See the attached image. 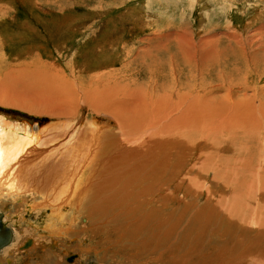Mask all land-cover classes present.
I'll list each match as a JSON object with an SVG mask.
<instances>
[{
  "label": "rangeland",
  "instance_id": "1",
  "mask_svg": "<svg viewBox=\"0 0 264 264\" xmlns=\"http://www.w3.org/2000/svg\"><path fill=\"white\" fill-rule=\"evenodd\" d=\"M34 76L51 78L57 89L31 86ZM85 95L104 102L100 115ZM139 98L146 119L131 128L125 114L134 115ZM172 98L184 99L180 115L191 103L211 112L201 111L200 124L185 127L180 153L175 133L157 131L159 120L150 122L147 111L155 103L163 115ZM263 103L264 0H0V115L36 132L66 116L79 121L76 134L70 126L54 130L59 136L50 134L53 140L20 159L17 169L34 172L47 157L41 176L51 173L90 117L116 131L101 156L84 165L93 189L104 195L99 214L64 206L73 234H61V225L45 228L48 208L25 205L34 202L32 194L0 197L12 230L0 264H264V127L256 134L253 125L264 123L256 115ZM232 106L243 111L236 115ZM38 107L46 109L38 113ZM162 122L169 127L171 119ZM170 133L164 144L158 141ZM130 138L147 139L135 159L125 153L138 145Z\"/></svg>",
  "mask_w": 264,
  "mask_h": 264
},
{
  "label": "bare ground",
  "instance_id": "2",
  "mask_svg": "<svg viewBox=\"0 0 264 264\" xmlns=\"http://www.w3.org/2000/svg\"><path fill=\"white\" fill-rule=\"evenodd\" d=\"M39 77L40 76L32 77L33 81L31 82V86H36L35 88H39L41 90H56L57 89V87L50 88V84L54 80L51 81L50 80L51 78L49 79V78L43 77V79H42V78H39ZM30 81L31 80H29V82ZM130 86H131V84H130ZM146 86H144V88ZM87 87L89 88V86H87ZM227 88H228V86H227ZM140 89L142 90V88H140ZM109 90L110 89L108 88V92H109ZM259 90H261V89H259ZM105 91L107 92V90H105ZM120 92L123 93V91H120ZM96 93H100V92H96ZM111 93H113V92L111 91ZM125 94H126V92H125ZM186 97H188V95ZM140 98L137 101V105L136 106H132L133 109L136 110V112L134 113V115L132 117L127 116L125 113H123L120 110H117L116 107H114V106H113L114 107L113 108V107H110L111 105L107 104L106 108L107 109L108 108H112L111 110L115 111V115H117V117H119L120 119H123L124 118V114H125V119L128 122V124H126V126H130L132 128V122L133 121H137V122H139V128H140L142 126V123L146 119V116H145L146 108L143 109L142 103L140 102ZM174 98H175V95H174ZM168 99H169V94H168ZM122 100H124L126 102L129 101V104H130V100L127 98V96H125ZM182 100H184V99L182 98ZM182 100L181 101H179V100H175L174 101V99H173L174 102L170 106H168V108H166V111H165V113L163 115L161 113V110L156 109L154 106H152V104H155V103L150 104L151 107H149V109H147V111H149V115H150V119H151L150 122H153V124H154V122L157 119L159 120V124L157 125L159 130H157V131H159L161 133L168 132V131H173L175 133V139H177V138L179 139V140L177 139V144H176L177 145V149H176L177 152L176 153H180V152H178V149H179V146H180L179 144L181 142L178 143V141L181 140L180 135H181L182 138L184 137V132H185L184 129H185V127H188V126L192 125L193 122L195 124H200V122H199L200 116H201V114H203V113H201V111L202 112L204 111V115L210 111L208 107L202 108V109H198L197 107H199V106H197L196 104L194 105V103H191L190 107H189V111L187 113L188 115L185 114L184 112H183V114L181 113V115H180L179 114V107L182 106L180 104L182 102ZM202 100H203V98H202ZM204 100H206V98ZM85 101L86 102L89 101L87 104L91 106V108H92L91 110L96 112L95 113L96 115H100V112H101V110H103L104 105H105V104H103L104 103L103 101H101L102 103L99 102L100 105H98V103L90 102L88 96H86ZM41 104H43V102ZM241 105H238V106H241ZM25 106H27L28 108H32V105H25ZM39 106L43 107L44 105H42V106L39 105ZM75 106L77 107V105H75ZM72 107H74V105ZM232 107L236 108L235 113H234L236 115L241 113V111H243V108H242V110H240L239 107H237V106H232ZM253 107H255V106H253ZM117 108H118V106H117ZM247 108H249V107H247ZM255 108H257V107H255ZM45 109L46 108H43V110H45ZM257 109H258V113H256V115L259 118L264 120V103L261 104L259 106V108H257ZM36 110L38 111V113L43 111L39 107ZM163 111H164V109H163ZM72 113L73 112H67L66 114L71 115ZM175 113H177V114H175ZM112 114H114V113H112ZM209 114H211V112H209ZM186 115L189 118L188 119L189 122L186 123L185 125H183V117L186 116ZM66 117L67 118H60V120H58V122L52 123V127H51V125H47V127H45V128L43 127L44 129H42L41 131L38 130L36 132V131H33L32 127L29 126L28 124L26 125L25 123H22V122H19V121H14V120L11 121V120H8L7 118H5L4 116L0 115V197H3V198L6 197V198H9L11 200H18L17 197H19L22 192H25V193L27 192V195L29 193L32 194L33 195L32 197H34L35 199H34V202L31 203V204H29L30 202L29 203L28 202L25 203V205L28 207L27 209H29V210L31 209L32 210L33 208L36 207L37 209L39 208V210L40 209L46 210L48 208L47 211H48L49 215L46 218L47 222H46L44 227L45 228H50L51 230H55V229L58 230L60 228V225H61V234L63 233L64 235L73 234L72 233L73 231L70 229L73 226V224L70 223V222L73 221V219L71 217L70 219H72V220H70V221L66 220V218H67L66 215L70 216L71 210L66 212V210L64 208L65 205L68 206L70 209L72 208L77 213H79V211H81L82 208H86V209L82 210V212L87 213L90 217L91 216L93 217V216H96V215L99 214V205L104 203V198H102V196H104V195L101 194L100 192H98L97 190L93 189V185L94 184H91L93 181L91 180V178H86V175H85L86 172H84L85 171L84 170V168H85L84 165L87 162H89L90 160H94V158L96 156H99V157L101 156V155H99L98 150L100 148L105 147L106 144H107V141L111 140V139H109L110 134H112V133H110V131H112L113 133L116 132L114 130L113 126H112V129L111 128L110 129H103L104 125L108 126L109 121L101 123L100 121L95 119V117H90V119L88 121H86L83 126L80 127L81 128L80 129V132H81L80 134H81L82 137H81L80 140L77 141V144L75 145V147L73 149L70 148L69 151L67 153H65V155H63L60 160H58L56 162L53 160V162L55 164H54V166H52L53 170L52 169L50 170L51 173L46 174L45 176H41L45 172L44 171L45 168H47L49 166V164H48V163H50L49 161H51V160L48 161L47 157H41V159L38 160L39 163H46L47 162V165H45L43 167H40L39 169H36L34 172H32L29 168H27V170L25 171L26 167H22V170L21 169L18 170L16 165H17V163H19L20 159H23V158H26L27 156H29L30 152H36L40 147H42V145L46 141L49 143V141L53 140V139L50 140V134L53 133L52 135H53V137L55 139L59 136V135H54V132H55L54 130H56L57 133H60L63 129H66L68 126H70L71 127V132H74L76 134V129L78 128V127L76 128V126H77V122H79V121L75 122L74 119L71 118L73 116H70V117L66 116ZM168 117L171 119V122L169 124V127H164V125L162 124L163 123L162 119L163 118H168ZM232 117H235V116H232ZM256 118H257L256 116H252L251 119L256 120ZM237 120H239V118H235V121H237ZM73 121H74V123H73ZM244 121H246V120H244ZM260 121H262V120H260ZM225 122H227V121H225ZM249 125H252V124H249ZM253 125H255V128H257L256 129L257 130L256 134L259 133V131H258L259 127H261V128L264 127V123H262V122L261 123L258 122V123L253 124ZM226 128L227 127H225V129ZM194 130L196 131L197 129H194ZM201 130H202V128H201ZM190 131H192V130H190ZM229 131H231V130H229ZM174 133H173V135H174ZM178 133H179V136H178ZM193 133L194 132L192 131V134ZM112 135H111V137H112ZM187 135H188V133H187ZM231 135H233V134H231ZM47 136H48V139H46ZM115 136L116 135H114L113 137H115ZM194 136H195V133H194ZM170 137H171V133L169 135H167L166 139H163V137H162L158 141H160L162 144H164L163 140H169ZM186 137H188V136H186ZM237 138H239V137H237ZM187 141H189V140L187 139ZM100 142H102L101 147H99L100 146L99 145ZM109 142H111V141H109ZM95 143H96V146H94ZM128 143L134 144V145L138 144V145L137 146L127 145ZM128 143L124 144V145H127L125 153L128 154L131 157V159H133V158L135 159V156L141 155V151L142 150L144 151L145 150L144 148L147 147V139H142L140 142H137V141L134 140V138H130V141H128ZM113 144H114V142H113ZM140 144H141V148L139 147ZM176 145L174 147H176ZM107 146H109V145H107ZM113 148H115V147H113ZM137 148H139L140 150H137ZM167 149H169V147H166V150ZM172 149L173 148H171L170 150H172ZM103 150H105V149H103ZM169 152H171V151H169ZM38 153H40V151H38ZM102 153H104V152H102ZM165 153L163 152L164 155H165ZM105 154H103L104 156H102V157H105V159L107 160ZM251 155H252V152H251ZM252 156H256V155H252ZM35 157L40 158V157H38V155H35ZM176 157H174V158H176ZM165 160H167V159H165ZM175 160H177V159H175ZM142 161H144V160L142 159ZM180 161H182V160H180ZM180 161H177V162L180 163ZM25 162H26V160H25ZM108 162L111 163L112 161H108ZM32 163H34V162L32 161ZM106 164L107 163H105V165ZM248 165H249V163H248ZM55 168H59L60 169V171H58L59 173L57 171H54ZM208 169H209V167H208ZM23 172H25V173H23ZM56 174H58V176H56V178H54L53 180L49 179V177H55ZM263 190H264V188H262V190L259 191V192H261V194H262ZM25 199L27 200V198H25ZM23 200H24V197H23ZM82 212H80V214ZM45 213H47V212H45ZM4 217L5 216H3V213H0V232L2 233L1 236H5L6 234H9L10 235V240L5 245H2L0 247V250L2 248H4L5 246L9 245V243L12 241V230H11V228L9 226H7L5 224L6 222H5V218ZM145 222L147 223V218L144 216L143 220H142V225H141L142 227L145 224ZM64 223H65V226H63ZM261 227L264 228V222H262ZM67 237H69V236H67ZM29 242H32V241H28V243Z\"/></svg>",
  "mask_w": 264,
  "mask_h": 264
},
{
  "label": "water",
  "instance_id": "3",
  "mask_svg": "<svg viewBox=\"0 0 264 264\" xmlns=\"http://www.w3.org/2000/svg\"><path fill=\"white\" fill-rule=\"evenodd\" d=\"M1 232H0V247L2 246V245H5L6 243H8L9 242V240H10V235L9 234H6L5 236H1ZM74 257V256H73ZM73 257H68L67 258V260L68 261H71V259L73 258Z\"/></svg>",
  "mask_w": 264,
  "mask_h": 264
}]
</instances>
